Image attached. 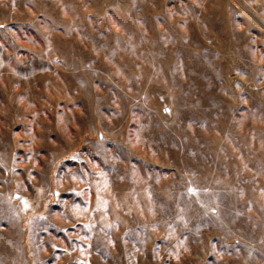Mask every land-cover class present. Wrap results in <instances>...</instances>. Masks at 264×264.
Listing matches in <instances>:
<instances>
[{"label": "rangeland", "instance_id": "1", "mask_svg": "<svg viewBox=\"0 0 264 264\" xmlns=\"http://www.w3.org/2000/svg\"><path fill=\"white\" fill-rule=\"evenodd\" d=\"M0 264H264V0H0Z\"/></svg>", "mask_w": 264, "mask_h": 264}]
</instances>
